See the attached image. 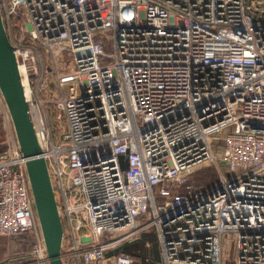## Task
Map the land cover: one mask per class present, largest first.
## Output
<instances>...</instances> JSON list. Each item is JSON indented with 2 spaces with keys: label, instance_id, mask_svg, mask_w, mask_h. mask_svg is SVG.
<instances>
[{
  "label": "built area",
  "instance_id": "built-area-1",
  "mask_svg": "<svg viewBox=\"0 0 264 264\" xmlns=\"http://www.w3.org/2000/svg\"><path fill=\"white\" fill-rule=\"evenodd\" d=\"M0 12L64 264H135L118 248L148 225L151 264H222L226 233L233 264H264V0H0ZM0 107L7 118L1 95ZM25 159L16 140L0 150V235H31L0 264H48ZM202 165L206 188L188 180Z\"/></svg>",
  "mask_w": 264,
  "mask_h": 264
},
{
  "label": "water",
  "instance_id": "water-1",
  "mask_svg": "<svg viewBox=\"0 0 264 264\" xmlns=\"http://www.w3.org/2000/svg\"><path fill=\"white\" fill-rule=\"evenodd\" d=\"M0 94L7 107L19 150L26 157L25 167L41 228L48 264H64L61 253L62 224L47 166L39 155L33 124L14 46L10 42L0 12Z\"/></svg>",
  "mask_w": 264,
  "mask_h": 264
},
{
  "label": "rangeland",
  "instance_id": "rangeland-1",
  "mask_svg": "<svg viewBox=\"0 0 264 264\" xmlns=\"http://www.w3.org/2000/svg\"><path fill=\"white\" fill-rule=\"evenodd\" d=\"M1 112H2V108L0 107V146L2 148L6 145V142L8 140L14 141L16 140V138L9 113H8V117L4 118L1 115ZM220 142L221 141L218 140L217 144H220ZM193 171L195 172L191 174V179H190L192 181L190 182L193 184H199V185L202 184L200 182L201 176H206V177H211L213 175L215 176V171L213 167L210 166L202 165L193 169ZM224 174L227 176V173ZM147 218H148V214L145 215L143 220H146ZM150 231H151V226L148 225L145 227V229L135 232L134 236L122 240V242H120L121 243L120 247L124 246L128 242L132 243L133 241L139 239L140 236H142V234L151 233L152 235H154ZM146 236L147 239L143 242L142 245H143V250L145 251L144 257L145 256L149 257L150 261L149 263H147L146 261L143 264H151L152 261H155L157 259V254L155 250L156 242L154 240V236L153 238L149 237L150 235H146ZM30 240H31L30 234L0 235V261H6L9 260L10 258H15L25 255L30 247ZM222 251H223L222 264H233V235L231 233L224 234L222 240Z\"/></svg>",
  "mask_w": 264,
  "mask_h": 264
},
{
  "label": "trees",
  "instance_id": "trees-1",
  "mask_svg": "<svg viewBox=\"0 0 264 264\" xmlns=\"http://www.w3.org/2000/svg\"><path fill=\"white\" fill-rule=\"evenodd\" d=\"M0 149H2L1 146H0ZM203 166H210V165H203ZM210 167H212V166H210ZM195 171H192L188 175V180L189 181H191L190 180L191 179V174L193 172H195ZM214 181H215V176L214 175L211 176V177L201 176L200 177V182L202 184H200V185L197 184V185H199V186L202 185L203 188H206L209 185H211ZM146 235H150L149 237L153 238V235L151 233L142 234V236H140L139 239L133 241L132 243H130V242L126 243L120 249L118 248V251L128 253L135 264H142V261H143V258H144V254H145V251L143 250V245L142 244L147 239ZM156 254H157V252H156Z\"/></svg>",
  "mask_w": 264,
  "mask_h": 264
},
{
  "label": "bare ground",
  "instance_id": "bare-ground-1",
  "mask_svg": "<svg viewBox=\"0 0 264 264\" xmlns=\"http://www.w3.org/2000/svg\"><path fill=\"white\" fill-rule=\"evenodd\" d=\"M20 74H21L22 82L24 83V92H25V96H27V94H28V89H27V86L25 85L24 73L22 72L21 67H20Z\"/></svg>",
  "mask_w": 264,
  "mask_h": 264
},
{
  "label": "crops",
  "instance_id": "crops-1",
  "mask_svg": "<svg viewBox=\"0 0 264 264\" xmlns=\"http://www.w3.org/2000/svg\"><path fill=\"white\" fill-rule=\"evenodd\" d=\"M3 148V147H2ZM1 150V149H0Z\"/></svg>",
  "mask_w": 264,
  "mask_h": 264
}]
</instances>
